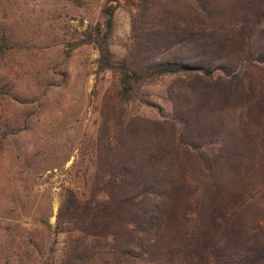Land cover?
Returning <instances> with one entry per match:
<instances>
[{"label":"rangeland","instance_id":"1","mask_svg":"<svg viewBox=\"0 0 264 264\" xmlns=\"http://www.w3.org/2000/svg\"><path fill=\"white\" fill-rule=\"evenodd\" d=\"M105 2L0 0V264H264V0H120L127 101Z\"/></svg>","mask_w":264,"mask_h":264},{"label":"trees","instance_id":"2","mask_svg":"<svg viewBox=\"0 0 264 264\" xmlns=\"http://www.w3.org/2000/svg\"><path fill=\"white\" fill-rule=\"evenodd\" d=\"M120 6V0H106L103 8V19L90 26L80 40L81 44H91L98 51L97 66L100 70H110L117 76V93L122 100H129L136 86L144 83L148 74L139 68L132 67L127 59L115 60L109 48V38L113 31L114 15ZM196 67L182 62L161 64L155 71L157 75L191 73ZM200 69V68H199Z\"/></svg>","mask_w":264,"mask_h":264}]
</instances>
